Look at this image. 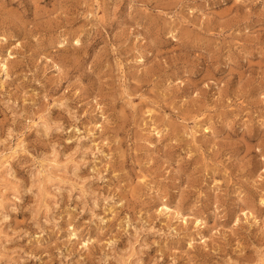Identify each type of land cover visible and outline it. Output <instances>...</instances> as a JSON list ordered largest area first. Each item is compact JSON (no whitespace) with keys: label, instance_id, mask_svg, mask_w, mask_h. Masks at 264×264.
I'll list each match as a JSON object with an SVG mask.
<instances>
[{"label":"rangeland","instance_id":"374dc122","mask_svg":"<svg viewBox=\"0 0 264 264\" xmlns=\"http://www.w3.org/2000/svg\"><path fill=\"white\" fill-rule=\"evenodd\" d=\"M0 264H264V0H0Z\"/></svg>","mask_w":264,"mask_h":264}]
</instances>
